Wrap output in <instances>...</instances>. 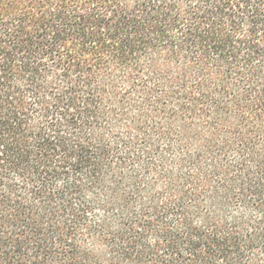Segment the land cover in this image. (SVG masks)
Here are the masks:
<instances>
[{"label": "trees", "instance_id": "trees-1", "mask_svg": "<svg viewBox=\"0 0 264 264\" xmlns=\"http://www.w3.org/2000/svg\"><path fill=\"white\" fill-rule=\"evenodd\" d=\"M0 264H264V0H0Z\"/></svg>", "mask_w": 264, "mask_h": 264}]
</instances>
